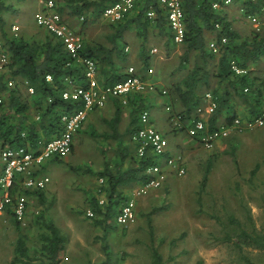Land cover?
I'll list each match as a JSON object with an SVG mask.
<instances>
[{
	"label": "rangeland",
	"instance_id": "1",
	"mask_svg": "<svg viewBox=\"0 0 264 264\" xmlns=\"http://www.w3.org/2000/svg\"><path fill=\"white\" fill-rule=\"evenodd\" d=\"M23 4L24 6L13 5L19 11L16 13L18 19L28 24L31 21L35 28L34 9L37 1L25 0ZM225 8L230 10L229 19L240 34L244 36L249 33L253 25L246 19L242 22L239 21L240 18L237 20L238 11L232 9L233 6ZM117 22L99 16L83 22L80 30L86 39L91 35V43L104 42L111 45L110 35ZM126 31L136 38L133 27H128ZM18 35L24 37L20 31ZM42 36L39 30L31 35L38 41L43 39ZM178 48L180 51L176 47L173 53H181L182 47ZM173 58L164 67L161 66L160 73L163 74L164 69L166 75L169 70L172 71L169 73L171 76L180 74L175 70L177 61L170 62ZM196 60L202 63L199 58ZM196 60L191 58L186 67H192L197 63ZM213 61L210 58L208 66L212 67ZM120 63L127 64V58L123 57ZM259 64L264 65V57ZM186 67L180 69L181 74L186 71ZM211 67L208 85L203 87L206 90H223V84L215 77L216 70ZM232 104L231 109H220L219 120L226 118L232 109L243 115L248 108L238 96L233 97ZM161 118L164 120V117ZM97 125V130L93 124L86 125L83 129L87 132L95 129L98 132L96 137H90L97 152L93 162L91 158L83 157V152L92 151V146L87 139L82 143L84 139L80 135V141L75 143L77 152L74 154L71 151L69 157L56 162L64 171H57L56 166H52L55 162L52 159L41 167V172L50 177L46 186L39 190L43 201L37 194L39 191L35 194L27 193V210L20 219L6 211L5 206L0 208V264H11L19 232L25 234L28 254L33 262L44 259L42 244L48 230L43 222L48 220H52L66 236L65 247L57 264H98L105 259L106 252H109V264H152V241L147 213L160 205L165 207L152 212L150 219L153 226V247L161 253L163 264H244L236 245L226 239L229 235L234 237L238 230V226L230 223L228 217L234 215L240 220L241 227L249 231L264 232V125L245 130L232 129L222 135L218 144L211 149L203 147L195 137L188 136L184 131H175V138L180 136L176 146L186 162V171L181 175L171 172L167 177L162 176L158 186L139 195L136 198L137 215L133 222L126 225L117 223L115 215L119 203L116 204L104 223L106 229L93 220V217L101 218L102 214L90 215L88 210L93 211V198L103 208L108 202V182L106 177L98 174V168L102 167L105 151L109 155L108 160L113 161L116 141L109 140L108 144L103 142L105 146L100 147L104 140L101 135L105 132L106 125L103 120L98 121ZM160 130L162 131L161 128ZM175 133L167 132L166 135L172 140ZM256 163L258 169L251 176L250 172ZM208 164L210 168L207 181L200 192V182ZM134 186L135 181L126 186H118L117 192L120 194H113V198L123 196V200L131 195L136 187ZM198 192L202 197L201 208L197 204ZM16 220L19 221V229L15 227ZM104 245L107 246L106 250ZM243 251L255 264H264V248L244 245ZM12 264L25 263L17 261Z\"/></svg>",
	"mask_w": 264,
	"mask_h": 264
},
{
	"label": "trees",
	"instance_id": "2",
	"mask_svg": "<svg viewBox=\"0 0 264 264\" xmlns=\"http://www.w3.org/2000/svg\"><path fill=\"white\" fill-rule=\"evenodd\" d=\"M110 1L113 0H64V3L59 5V10L64 19H78L80 15H84L83 22H85L88 19L99 17L106 3ZM212 1L214 0H182L186 30L183 41L181 45H179L182 47L181 53H173L177 45L171 40V32L166 25L167 20L164 10L158 5L156 0H143L139 11L131 16L126 15L122 19H119L115 25V30L110 35V41L115 42L116 38L122 37L126 29L132 23L138 28L137 33L139 34L146 35V30L151 31L152 28L157 29L156 33L161 35L162 38L165 36V45L157 46L156 44L159 53H162L163 56L159 57L151 53L150 49L152 44H150V47L144 44L141 48L143 51V68L142 70L141 68H136L143 76H147L148 67L153 66V69L157 70L154 68V64L151 65L153 62H165L169 57H174L173 60L175 59L177 61V64L175 63V70L180 74L177 77L176 83L169 84V86L167 85L169 101L172 103L173 108L176 109L173 101L174 99H180L183 108L179 111L188 115L198 104L203 102L204 93L206 91H211L217 103L210 117L211 126L218 117L221 108L226 107L231 109L234 96L240 97L242 101L247 104V111L249 110L247 115L259 107L261 99H259V91H256L257 88L254 89L252 87V85L255 86L254 77L251 76L250 73L252 70H249L248 73L245 74H238L231 69L230 60L234 59L238 65L247 67L251 63L256 62L259 64L264 57V29L256 30L252 27L249 33L242 36L236 29L231 27L229 20L226 19L225 12L221 13L220 10H216L212 7ZM240 3L243 5V14L248 15L257 12L264 4V0H242ZM150 4H152L155 9V15L149 20L145 15V11ZM4 9H9V5L3 0H0V39L2 45L9 53L7 64H5L3 69L1 68L3 76L4 74H9L12 77L21 76L34 86V93L36 92L38 94L35 98L36 103L41 105L43 99L46 101V107L40 114L39 122H41V125L44 127L43 130L46 134L50 132L56 133L61 129V113L67 112L73 107L81 104L80 101L71 102L61 97L63 74H74L76 75L77 81L81 83L85 82L84 76L80 70V65L66 64V61L70 59V55L64 49L61 39L53 33L51 36H44L43 42L41 43L36 40L29 42L19 35H9V32L4 29V19L1 15V11ZM217 21L220 24L219 28L215 27V22ZM210 34H213L218 40H220L221 36L226 37V42L221 46L220 51L214 52L207 47ZM113 48L114 46L112 48H107L100 43L85 42L82 50L83 54L94 56L100 61L101 59L109 60L113 54ZM116 52L117 54H124L121 55L120 58H125L126 52H124L122 47L121 49L116 48ZM153 58L155 59L153 60ZM191 58H195V60L199 58L202 63L200 64V62L196 60L197 63L192 67H186ZM210 58L214 60L212 67L208 66V60ZM185 67L186 71L181 74L180 69ZM210 67L216 70L215 77L218 78V82L223 84V90L217 88L206 90V87H203L204 85H208ZM155 70H153V73H150V75L154 74ZM157 71H159V69ZM48 73L51 74V80L45 79ZM121 74V72H115V75H113L119 76ZM244 85H250V92L243 91ZM16 87L17 86L11 88L8 91L6 99L0 103V139L10 145L25 144L28 140L32 146H36L38 139L43 140L44 138H39L37 126H35L38 122L28 120V115L26 113L28 110L27 101L20 97ZM3 88H5V79L3 82L1 78L0 90ZM132 111L133 114L130 123L134 121L133 118L136 119V109ZM235 111V109H232L226 118L230 119L232 116L236 115L237 112ZM120 114L121 106L117 103L112 117L106 120L111 128V133L103 134L104 137H112L119 140L122 138L123 134L117 129ZM91 134L96 135V132L92 131ZM126 153L127 151L124 146L117 147L116 154L119 156L120 160L126 157ZM58 159L59 158H56V160ZM131 160L130 167L126 170L122 171L118 166L116 171H112L108 167V163L105 162L103 169L98 172L100 176L106 177L108 182V202L103 208L98 201L93 198L91 205L93 207V213L102 214L101 218L93 217L94 222L102 225L104 229H106V225L104 224L106 219L113 211L116 204H120L121 198L123 197H119L120 199L113 198V194H120L117 192L118 186H126L131 181L143 180L148 177L147 174L141 171L146 163L145 160L140 161L139 167H134L132 157ZM209 168L210 166L208 164L203 172L199 188L200 192L206 184ZM257 169L258 163L252 168L250 172L251 176L256 173ZM39 190L40 189H32L26 190V192L35 194V192ZM37 194H39L40 200L43 201L42 192L39 191ZM197 204L201 208L202 197L199 192L197 195ZM164 207L165 205L153 207L150 210L151 212L147 213V216H149L147 217V222L152 241V264H163V259L157 248L153 247V226L150 214L157 209L162 210ZM5 210H8L12 215L14 214L8 207H6ZM228 221L237 225L238 230L234 237L229 235L226 239L232 241L236 245L244 264H255L243 251V246L251 245L264 248V232H257L255 230L249 231L241 227L240 220L234 215H230ZM43 223L44 227L48 230V234L44 235V243L42 244V251L44 252L45 258L34 263L28 254L25 234L19 232L14 246L15 255L10 261L11 264L17 261L25 264H57L59 262V257L65 247L66 236L52 220L44 221ZM15 227L19 229L18 220L15 221ZM100 238L104 239L103 237ZM106 248L107 246L104 245L105 250ZM98 264H109V252H106L105 259Z\"/></svg>",
	"mask_w": 264,
	"mask_h": 264
},
{
	"label": "built area",
	"instance_id": "3",
	"mask_svg": "<svg viewBox=\"0 0 264 264\" xmlns=\"http://www.w3.org/2000/svg\"><path fill=\"white\" fill-rule=\"evenodd\" d=\"M143 0H113L104 6L101 17L111 20H119L128 15L132 10L139 7ZM163 8L167 20V26L171 32V40L178 45L183 41L185 34V20L182 0H156ZM242 0H214L211 5L216 10L225 9L234 3L243 10ZM42 6L34 14L38 25L59 37L64 49L69 53L70 59L67 65L78 64L84 76L83 83L77 81L74 74H63L61 97L68 101H80L81 104L73 107L60 115L61 129L53 136L46 139H38L37 145L32 146L27 140L25 144L10 145L0 139V208L8 207L15 216L20 219L27 210L26 190L42 189L49 182L50 177L41 172V167L48 160L61 158L72 149L73 136L78 127L82 125L87 112L91 109L102 107L109 97L117 98L121 104H127L134 93L153 88L155 82L148 78L153 73V66L148 67L147 76L138 71L134 65L125 68V76L121 80L105 81L99 77V60L91 55L83 54V35L79 26L69 22L62 17L59 10V0H41ZM148 17L155 15L152 4L145 11ZM250 24L256 30L264 29V5L255 12L248 14ZM79 22H83L84 15H80ZM219 28V22H215ZM226 42V37L220 40L215 36L207 42V47L214 52L220 51ZM151 53L162 56L156 46L151 47ZM9 55L6 49L0 51V67L4 68L8 62ZM231 69L238 74L248 73L249 67L240 66L234 59L230 60ZM152 75V74H151ZM150 75V76H151ZM254 85L252 87L259 91L261 104L249 115L236 114L231 121L222 120L214 127L210 126V117L217 105L211 91L203 95V102L198 104L193 111L185 115L183 112L173 108L169 101L167 87H158L157 92L162 96H168L164 108L168 113L167 121L171 131L181 130L187 135L195 137L200 144L207 148H214L222 135L232 129L245 130L264 125V65L258 72L251 73ZM46 80H51V74H46ZM18 81L10 76L5 80V90L14 88ZM153 85V86H152ZM250 85H244L243 91L250 92ZM28 91L33 92L32 86ZM6 99L4 91H0V103ZM133 109H136V125L132 128L129 139L134 148V158L145 160L143 171L147 179H143L133 188L131 195L124 198L118 205L115 219L120 225L133 222L136 218V198L148 192L151 187L158 186L166 169L181 175L186 171V166L181 153L173 151L169 146V139L165 132L156 127L150 110V102L146 98H132ZM134 159V160H135ZM167 171V170H166ZM102 180V179H101ZM90 215L93 211L88 210Z\"/></svg>",
	"mask_w": 264,
	"mask_h": 264
},
{
	"label": "crops",
	"instance_id": "4",
	"mask_svg": "<svg viewBox=\"0 0 264 264\" xmlns=\"http://www.w3.org/2000/svg\"><path fill=\"white\" fill-rule=\"evenodd\" d=\"M3 1L7 5H9V9H4V10L1 11V15H2V17L4 19V24H3L4 25V29H6L9 32V35H18V33L20 31L24 35L23 38L26 39L29 42L36 40L35 38L31 37L32 33L35 30H39V33L43 35L42 38H44V36H46V35H49V36L52 35V32H50V31L46 30L44 27L38 25L36 23V21L34 22L36 24V27L34 28L31 25V21L28 24V23H26V21H22V20L18 19V16H17L16 13L19 12V11L14 9L13 5H23L24 6L23 3H24L25 0H19V1L18 0L17 1L16 0H3ZM36 1H37V4H36V7L34 9L35 12L37 10H39L40 7L42 6L41 0H36ZM59 2L62 5L64 3V0H59ZM231 6H233L232 9H236L238 11L237 12V17H236L237 20H238V18H240L239 21H241V22L243 21V19H246L249 22V19L247 17L248 15L243 14V10L241 11L236 3L232 4ZM140 8H141V5L139 7H137V8H135L134 10H132L130 13H128L127 16H131V15L137 13ZM220 11H221V13L225 12L226 19L229 20V22L231 24V27L236 29V26L233 25V23H232L233 21H231L229 19L230 15L228 13L230 12V10H227L225 8V9H222ZM145 15H146V13H145ZM148 18L150 20L153 17L152 18L148 17ZM68 21L73 23V24H75L76 26H79L80 28L83 25V22H79V20L77 18L68 19ZM116 21H118V20H116ZM166 25H167V23H166ZM129 27H133L135 29L134 35H135L136 38H133V36L131 34H129V33L127 34L128 31H125L124 34L122 35V37L116 38L115 42H110L111 45L105 44L104 42H100L101 45H103V46H105L107 48H112L114 46L113 54L111 55L110 59L109 60L101 59L99 61V68H98L99 77L101 79L105 80V81H114V80L123 79V77L125 76L123 71L129 65H134L135 67L141 68V70H142V68H143L142 67V65H143V54L142 53H143V51L141 50L142 45L146 44V46L150 47V44H152V47H153V46H156V44H157V46H160V45H165V43H166V37L162 35L163 36V38H162L161 35H158L156 33L157 29H152L151 28V31H147L146 30V35H144V34L137 33V29L138 28L135 27L134 25L130 24ZM213 36H214L213 34H210L209 39L211 37H213ZM87 38H89V39H86L85 35H83V42L84 43L85 42L86 43H91V35L87 36ZM36 41H38V40H36ZM39 42L40 43L43 42V39H41V41H39ZM179 45H181V43H179L177 45V51H180L179 48H178V47H180ZM121 47L123 48L124 52H126L125 53V58H127V64L120 63V60H122V58H120V56L124 55V54H117V52H116V48L117 49H121ZM1 48L6 49L2 45V41L0 39V51H1ZM7 53H8V51H7ZM8 55H9V53H8ZM161 55L163 56L162 53H161ZM114 57H116L115 60H114ZM170 58L171 57H169L168 60L165 61V62H163V61L162 62L161 61H158V62L156 61L155 63L153 62L151 65L154 64V68H156L157 70L161 69V66L162 65L165 66L166 62H168L170 60ZM154 59L155 58H153V60ZM171 61H173V59H171ZM174 61H176V60L174 59ZM262 66H263V64L260 65V64L255 62V63H251L247 67H249L250 70H252L250 73H255V72H258L259 69ZM2 69L0 67V80L2 78V81L4 82V79L6 80L8 77H10V75L7 76V74H4V76H3ZM157 70H155L154 71L155 73L152 74L151 76L148 75V78L150 77V79L155 82L154 87L150 88V89L147 88V89H145L143 91L134 93L133 95L130 96L131 100L127 104H121L118 101L117 98L109 97L108 100L106 101V103L102 107L89 110L87 112V115H86L85 119H84V122L82 123V125L80 127H78L76 129V131L74 133V136H73L74 140H73L71 151L74 154L77 152V150L75 148V143L77 141H80V138H81L80 135H83L82 137H83L84 141L82 140L83 141L82 143H84L86 141V139H87V140H89V142H90V144L92 146V151L91 150H87V151L85 150L83 152V154H85L83 157L91 158V160L93 162L94 159H96L97 152L95 150V148H96L95 146L96 145H94V141L91 140L90 137H93V136L96 137L97 136V134H98V132L96 131L97 128H98L97 123H98V121L103 120L105 122L106 127L104 129L105 132H103L102 135H101V137H103L102 139H104V140L101 141L99 146L100 147H104L105 145H103V142L108 144L109 140H112V141H116V144H115L116 147L114 149L113 161L112 162H110L108 160L109 159V155L107 154V151H105L103 153L105 155V157L102 160V162H103L102 163V167H99L98 170L101 171L103 169V166H104L105 162L108 163V167L112 171H116L118 166H119L120 170H122V171L126 170L128 167H130V163L132 161L131 157L133 158V166L134 167H139V165H140L139 163L140 162L138 163V160L134 158V148H133V145H132V143L130 142V139H129L130 130H131V128H133L136 125V121H137V117H136V119L133 118L134 121L132 123H130L131 118H132V114H133L132 110H133V105H134L132 98H134V97L135 98H146L150 102L151 115H152L153 122L156 125V127L158 129L161 128L162 131H165V133H167V132L171 133V134L175 133L174 131H171V127H169V123L167 121L168 113L165 111V108H164L165 103L168 101V96L160 95L157 92V88L161 87V86L162 87H165V86L167 87V85L169 86V84L171 85L173 83H176L178 75H173V76L169 75V73L172 72L171 70H169L167 72V75H166V72L164 73V69H163V74L160 73V71H157ZM115 72H118V73L121 72L122 74L119 75V76H114ZM173 73H175V72H173ZM171 77L173 79H170ZM14 79L16 81H18V83L16 84V86H17L16 88H17V91H18L20 97L27 101L28 110H27L26 113L28 115V120H34V121L38 122V123H36L35 126H37V132H38L39 138L46 139V138H49V137L53 136L54 132H50V133L46 134L45 131L43 130L44 127L41 125V122H39L40 114L46 107L45 106V104H46L45 99H43L41 105H38L36 103V101H35V98L37 97L38 94L36 92L34 93V91L32 93L28 91V86H32V84H30V82L27 79H25V78H23L21 76L20 77L19 76H15ZM32 87H34V86H32ZM0 91H4L5 94H6V97H7L8 91H6L5 88L1 89ZM117 103H119L120 106H121L120 120L117 123L118 131L123 134L122 138L120 139L121 141L119 139H114L112 137H104V135H103V134H106V133H111V128L109 127V125H108L106 120L112 117V115L114 113L115 105ZM161 104H162L163 108H161L162 107ZM173 104H174L175 108L178 109V110L183 108V105H182V102L180 101V99L179 100L178 99H174ZM237 105H235V106H237ZM243 105L246 106V103L243 102ZM122 106H124V107H122ZM245 111L246 112L243 115H247L249 110L248 111L245 110ZM235 112L238 113L237 110ZM154 113H159L160 115H156ZM161 117H164V120H162ZM156 118H159L158 121H156ZM231 118L230 119L223 118V119L219 120V118L217 117L215 122H214V124L212 126L211 125L210 126L214 127V125L217 122H220L222 120L231 121ZM89 124H93L94 125V127L96 129V130L94 129L95 132H96V135L91 134V132L94 131V130H91L90 132H87V131L83 130L86 127V125L88 126ZM129 127H130V129H129ZM81 128H82V131H79ZM77 131H78V133H77ZM76 133L78 134L77 136H75ZM84 135H86V137H84ZM175 137H177L176 133H175L174 138L172 140H169V146H170V148L173 151L178 152L179 150H178V148L176 146V144H177L176 142H177V140H178V138L180 136L178 138H175ZM75 139H76V141H75ZM217 144H218V142H217ZM118 146H120V147L124 146L126 148L127 153H126V157L123 160H120L119 156L116 154V150H117ZM71 151L69 153H67L66 155H64L63 157L59 158L58 160H56V158L51 160V161L55 160V162H54V164L52 166H56V168L58 169L57 171H64V170L60 169V167L57 165L56 162L62 161L65 158L69 157V154H71ZM81 151H79V152H81ZM88 153L94 154V155H88ZM80 158H81V155H80ZM184 163L186 164L185 160H184ZM166 170L163 173V177H167V176L171 175V172H173L170 169L169 170L166 169ZM141 171H143V169ZM140 181L141 180H136L135 181V186H137ZM131 190L132 189L130 188V191ZM148 191H150V189ZM0 196H1V189H0ZM1 212L2 211L0 210V213Z\"/></svg>",
	"mask_w": 264,
	"mask_h": 264
}]
</instances>
